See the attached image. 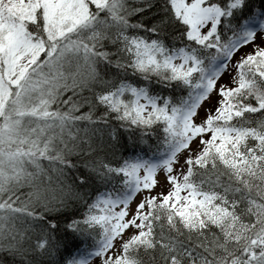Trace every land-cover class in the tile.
<instances>
[{
    "label": "snow or ice",
    "instance_id": "1",
    "mask_svg": "<svg viewBox=\"0 0 264 264\" xmlns=\"http://www.w3.org/2000/svg\"><path fill=\"white\" fill-rule=\"evenodd\" d=\"M0 264H264V0H0Z\"/></svg>",
    "mask_w": 264,
    "mask_h": 264
},
{
    "label": "rangeland",
    "instance_id": "2",
    "mask_svg": "<svg viewBox=\"0 0 264 264\" xmlns=\"http://www.w3.org/2000/svg\"><path fill=\"white\" fill-rule=\"evenodd\" d=\"M157 190H159V189H157Z\"/></svg>",
    "mask_w": 264,
    "mask_h": 264
}]
</instances>
